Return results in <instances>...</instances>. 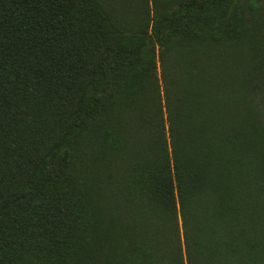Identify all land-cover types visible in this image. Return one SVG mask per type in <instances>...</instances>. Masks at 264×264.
Segmentation results:
<instances>
[{
	"label": "trees",
	"instance_id": "1",
	"mask_svg": "<svg viewBox=\"0 0 264 264\" xmlns=\"http://www.w3.org/2000/svg\"><path fill=\"white\" fill-rule=\"evenodd\" d=\"M0 264H264V0H0Z\"/></svg>",
	"mask_w": 264,
	"mask_h": 264
}]
</instances>
